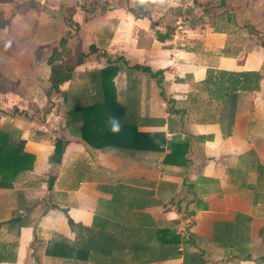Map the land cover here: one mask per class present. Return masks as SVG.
Segmentation results:
<instances>
[{
    "label": "crops",
    "instance_id": "0c3cea01",
    "mask_svg": "<svg viewBox=\"0 0 264 264\" xmlns=\"http://www.w3.org/2000/svg\"><path fill=\"white\" fill-rule=\"evenodd\" d=\"M67 32L84 57L54 92ZM105 66L121 123L160 151L95 148L67 124ZM2 122L33 162L0 183V264H264V0H0Z\"/></svg>",
    "mask_w": 264,
    "mask_h": 264
},
{
    "label": "trees",
    "instance_id": "16d2710c",
    "mask_svg": "<svg viewBox=\"0 0 264 264\" xmlns=\"http://www.w3.org/2000/svg\"><path fill=\"white\" fill-rule=\"evenodd\" d=\"M67 38L68 32L58 39L57 45L51 49L46 59L49 65V88L54 92L58 91V86L63 81L71 77L74 67L84 57L66 46ZM89 50L96 51L93 46H90ZM114 74V66H105L89 72L93 88L90 103L72 105L66 112L67 124L73 126L80 137L95 148L124 147L135 151H160L164 143L160 133H139L131 126L121 123L120 108L124 106L115 99L111 80ZM218 74L220 77L230 75L224 72ZM247 84L246 78L241 84V89L248 91L250 87ZM114 108L116 113L113 112ZM113 121L118 122L120 126L118 132L110 131ZM62 147V140L55 139L51 161H60ZM32 162L33 156L23 151V140L19 137L18 130L8 122L0 123V183L11 186L19 173L31 169ZM53 243L61 246L60 241Z\"/></svg>",
    "mask_w": 264,
    "mask_h": 264
},
{
    "label": "built area",
    "instance_id": "2783aa9c",
    "mask_svg": "<svg viewBox=\"0 0 264 264\" xmlns=\"http://www.w3.org/2000/svg\"><path fill=\"white\" fill-rule=\"evenodd\" d=\"M186 28L185 26V23H177L175 26H174V30H173V37L171 39V41H173L175 38H176V35L179 33V32H182L184 29ZM171 50V56L172 58H174L175 56V48L174 46H171L170 48ZM172 60V59H171ZM176 65V62L175 60H172V62L170 63V67L174 68ZM175 76V72L171 74V77L173 78ZM167 208L171 211H174L176 210L175 209V206L174 204H169L167 206ZM189 229H190V218L188 216H185V215H181L178 217V223H177V227H176V233L181 236V237H185L188 232H189ZM178 250H181V247H178Z\"/></svg>",
    "mask_w": 264,
    "mask_h": 264
},
{
    "label": "clouds",
    "instance_id": "9594fccd",
    "mask_svg": "<svg viewBox=\"0 0 264 264\" xmlns=\"http://www.w3.org/2000/svg\"><path fill=\"white\" fill-rule=\"evenodd\" d=\"M120 130V126L118 122L113 121L112 127L110 128V131L112 132H118Z\"/></svg>",
    "mask_w": 264,
    "mask_h": 264
},
{
    "label": "rangeland",
    "instance_id": "374dc122",
    "mask_svg": "<svg viewBox=\"0 0 264 264\" xmlns=\"http://www.w3.org/2000/svg\"><path fill=\"white\" fill-rule=\"evenodd\" d=\"M4 7H5V9H6V8H8V9H9V8H15V4H13V5H6V6H4Z\"/></svg>",
    "mask_w": 264,
    "mask_h": 264
}]
</instances>
